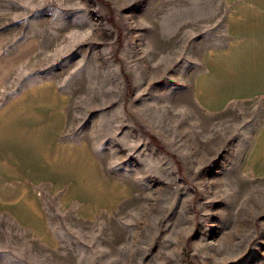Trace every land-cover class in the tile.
Segmentation results:
<instances>
[{
  "label": "rangeland",
  "instance_id": "obj_1",
  "mask_svg": "<svg viewBox=\"0 0 264 264\" xmlns=\"http://www.w3.org/2000/svg\"><path fill=\"white\" fill-rule=\"evenodd\" d=\"M223 1L0 0L9 50L38 41L3 93L54 79L66 133L105 141L106 167L125 166L132 187L91 220L45 201L54 247L0 215V264H264V180L239 176L230 133L195 123L192 79Z\"/></svg>",
  "mask_w": 264,
  "mask_h": 264
},
{
  "label": "crops",
  "instance_id": "obj_2",
  "mask_svg": "<svg viewBox=\"0 0 264 264\" xmlns=\"http://www.w3.org/2000/svg\"><path fill=\"white\" fill-rule=\"evenodd\" d=\"M223 5L218 40L203 50L192 79L195 123L202 129L208 116L210 131L230 133L226 137L241 149L239 176L264 180V0ZM37 47L27 36L9 50L8 36L0 33V215L54 247L59 238L45 201L53 198L61 209L91 220L117 208L132 187L125 166L106 167L105 141L94 149L66 133L68 96L54 79L3 93L8 75Z\"/></svg>",
  "mask_w": 264,
  "mask_h": 264
}]
</instances>
